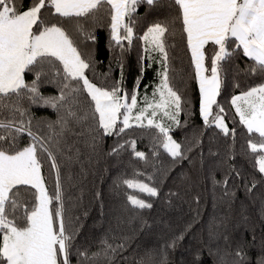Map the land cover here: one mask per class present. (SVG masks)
<instances>
[{
    "label": "trees",
    "instance_id": "1",
    "mask_svg": "<svg viewBox=\"0 0 264 264\" xmlns=\"http://www.w3.org/2000/svg\"><path fill=\"white\" fill-rule=\"evenodd\" d=\"M31 2L16 0V6L23 11ZM178 16L179 9L172 0H157L152 6L141 3L133 17L132 44L124 41L123 50L111 40L110 14L106 9L79 21L47 16L48 23L62 24L83 58H91L93 68L86 71L91 82L111 89L123 76L122 89L130 95L138 85L140 99L145 94L151 95L159 83L156 72L160 66L152 63L148 67L150 61L142 59L144 42L138 37L155 23L171 24L175 19L166 34L169 76L183 101L180 126H173L170 134L182 145L188 158L175 162L162 147L157 149L159 155L153 156L154 128L133 127L119 137L98 136L93 146L92 136L96 133L89 130L91 120L77 124L67 116L68 108L78 116L89 110L91 101L86 92L81 93L78 104L69 98L59 110L42 102L32 104L27 98L21 101L27 112L22 118L17 113V118L25 122L31 118L35 134L46 138L58 133L57 122L61 117L69 120L73 130L65 131L62 138L54 136L62 139V153L56 155L65 222L68 230L75 232L71 264H80L83 259L77 250L86 251L91 257L101 251L105 240L113 247L122 244L123 248L108 259L97 257L96 264H264V174L259 173L256 163L263 152H251L249 140L256 142L258 136L247 133L231 105L234 95L264 83V74L250 71L253 62L243 56L242 50L223 62V84L217 102L225 109V122L230 130L235 129V136H225L214 125L205 126L200 115L199 84ZM87 33L94 39H87ZM213 51L211 45L206 47L209 57L205 62L209 68L206 75H210ZM45 72L47 75L40 82L41 95L58 96V83L52 82V73L47 69ZM34 78V73H25L26 83ZM50 124L52 129L48 127ZM128 140L136 141V150L144 152L147 161L136 158L128 145L113 153L114 147ZM30 142L31 138L23 134L17 147L23 148ZM68 156L72 157L71 161L66 159ZM42 165L51 194L55 172L46 154ZM126 179L148 183L157 188L158 195L150 197L130 189L123 183ZM25 187L21 186V198L31 201ZM129 195L143 199L152 207H133ZM173 241L174 247H169Z\"/></svg>",
    "mask_w": 264,
    "mask_h": 264
},
{
    "label": "snow or ice",
    "instance_id": "2",
    "mask_svg": "<svg viewBox=\"0 0 264 264\" xmlns=\"http://www.w3.org/2000/svg\"><path fill=\"white\" fill-rule=\"evenodd\" d=\"M157 0H32L30 6L20 11L16 0H0V264H71L75 232L69 231L65 222L63 189L57 153H62V138L65 131L72 132L69 120L61 117L57 123L60 131L42 137L31 128V118L23 119L27 110L21 101L42 102L54 109L65 107L71 98L79 103L81 93L86 92L91 104L88 111L78 116L71 108L67 116L81 124L91 120L90 132L93 146L98 136L117 137L133 127L156 129L153 136V156L158 148L173 161L187 159L182 145L170 134L173 126L179 127L182 98L174 90L169 73L171 71L166 34L175 24L155 23L143 36L145 56L142 59L159 64L156 76L159 83L151 98L145 94L138 99V85L130 95L118 81L111 89L91 82L86 71L93 68L91 58L85 59L74 40L61 23H48L47 16L63 19L94 17L106 9L110 14L111 40L123 50V43L133 41L134 13L138 5L152 6ZM179 9L182 33L186 35L187 48L195 68V79L200 91V115L207 127L215 126L225 136H235V129L225 123V109L217 102L223 84V62L231 59L240 50L253 62L250 71L264 74V0H172ZM79 29V26H78ZM83 32L82 29H79ZM87 39H94L91 33ZM214 49L210 58V75L206 67V47ZM155 54V55H153ZM158 57V59H157ZM45 69L52 73V82L59 85L58 96L45 98L39 88ZM25 73H34L31 83H26ZM231 105L239 117L240 124L249 134H256L258 141L249 140L252 153L264 152V83L251 87L231 98ZM214 106L216 111L214 112ZM7 112V116L4 113ZM165 120L170 123H165ZM52 129V125H48ZM26 134L31 142L18 148L20 136ZM82 135V133H73ZM128 145L134 156L147 161L146 154L136 150V141L128 140L112 149L113 153ZM191 149H187L190 151ZM77 153L79 149L76 150ZM50 161L55 172L53 192L50 194L42 174V157ZM68 161L71 156L66 157ZM256 163L264 174V154ZM151 179V177H149ZM130 189L158 195L156 187L138 179L123 181ZM224 184H227L225 179ZM21 186H26L31 201L21 198ZM255 184L253 183V187ZM34 190V191H30ZM133 207L151 208L150 203L134 195L128 196ZM55 202V207L53 204ZM19 221V222H18ZM182 238V237H180ZM100 252L91 257L77 250L83 257L80 264L97 257L108 259L123 245L113 247L105 240ZM175 241L169 247H174ZM239 251L237 255H239Z\"/></svg>",
    "mask_w": 264,
    "mask_h": 264
},
{
    "label": "rangeland",
    "instance_id": "3",
    "mask_svg": "<svg viewBox=\"0 0 264 264\" xmlns=\"http://www.w3.org/2000/svg\"><path fill=\"white\" fill-rule=\"evenodd\" d=\"M152 95V94H151ZM151 95H149V98H151ZM138 99H140V98H138ZM142 100V99H141ZM165 123H170V122H168V121H166L165 120ZM226 123V122H225ZM263 154H264V152H263Z\"/></svg>",
    "mask_w": 264,
    "mask_h": 264
},
{
    "label": "crops",
    "instance_id": "4",
    "mask_svg": "<svg viewBox=\"0 0 264 264\" xmlns=\"http://www.w3.org/2000/svg\"><path fill=\"white\" fill-rule=\"evenodd\" d=\"M205 75H206V73H205Z\"/></svg>",
    "mask_w": 264,
    "mask_h": 264
}]
</instances>
